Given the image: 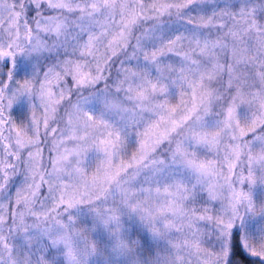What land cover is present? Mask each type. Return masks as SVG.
I'll list each match as a JSON object with an SVG mask.
<instances>
[{
    "label": "snow or ice",
    "instance_id": "obj_1",
    "mask_svg": "<svg viewBox=\"0 0 264 264\" xmlns=\"http://www.w3.org/2000/svg\"><path fill=\"white\" fill-rule=\"evenodd\" d=\"M90 129L109 155L135 149L98 193L63 182V139L44 166L49 136ZM258 183L264 0H0V264H89L78 229L119 227L123 209L180 234L166 264H264L240 214L259 204L264 221Z\"/></svg>",
    "mask_w": 264,
    "mask_h": 264
},
{
    "label": "rangeland",
    "instance_id": "obj_2",
    "mask_svg": "<svg viewBox=\"0 0 264 264\" xmlns=\"http://www.w3.org/2000/svg\"><path fill=\"white\" fill-rule=\"evenodd\" d=\"M19 59V58H18ZM172 103L175 105L178 103V98L174 94ZM37 108L34 110L38 119L41 121L44 118L43 109L39 105L37 100ZM61 116H64V119L59 120L58 124H54V127L60 129H66L67 127V117L64 115V111L61 110ZM16 113L14 112V118ZM51 123V121H50ZM89 137L87 142H84L82 139H71L68 134L61 136L60 132H57L56 135L49 136L47 138L48 143L44 145V166L48 168L49 165L46 159L48 148L52 147L51 142L53 140L63 139V143L60 144L59 153L61 155L66 154L67 159L62 161L61 167L64 169L62 175L64 176V183L67 184L70 189H79L87 190L98 193L101 189H108L109 187H114L115 182H109L108 177L115 176L117 172H120V169L131 160V155L135 151L134 148L121 149L120 151L109 155L105 152L104 148L99 144V138L103 134V130H88ZM40 133L43 136L44 128L41 125ZM78 137L82 136L83 133H78ZM30 136L26 135L25 139H29ZM67 150V152H65ZM111 151V150H110ZM54 157L57 155V152H53ZM200 160L213 159L212 156L207 155L206 153L201 152L199 154ZM80 168L81 171L77 173L76 168ZM51 171V167L48 169ZM71 173V176L68 175ZM120 176H123V172H120ZM119 177H117L118 179ZM257 193L264 194V185L258 183ZM163 202V196L159 200H154L150 203L159 204ZM120 201L119 198L113 202L109 198L106 206L108 207H117ZM217 209L220 208V204L217 203ZM257 213L254 215L251 212H246L245 224L247 227L248 234V243L253 244L260 250L264 249V234L259 231L260 225L264 223L257 219V215L261 208V205L257 204ZM83 216L84 214L78 213ZM150 221L148 219L141 220L139 214L132 212L130 210L123 209L120 212V226L117 227L115 222H113L111 228H100L99 230L93 233L92 229L82 227L78 229L81 232H86L87 240V252L86 256L90 254L89 264H124L123 260L125 257L129 256L128 252L132 251L133 246L137 244L139 246V236L137 233L145 236L146 239L152 242H162L160 248L164 247L163 250L168 251L167 257H169L170 252H174L172 249V243L180 239L181 236L179 233H176L175 230H172L171 233H166L161 230L159 233L154 234L151 231V228L147 227ZM157 228H162V224L159 220L155 222ZM122 229V234H121ZM113 234H115V240H113ZM166 235V238L163 236ZM255 237V241L253 240ZM131 241V242H130ZM162 250V251H163ZM140 264L139 262H136Z\"/></svg>",
    "mask_w": 264,
    "mask_h": 264
},
{
    "label": "trees",
    "instance_id": "obj_3",
    "mask_svg": "<svg viewBox=\"0 0 264 264\" xmlns=\"http://www.w3.org/2000/svg\"><path fill=\"white\" fill-rule=\"evenodd\" d=\"M13 116H14V113H13ZM52 156L54 157L53 152H52ZM45 157L47 159L46 163L51 165L50 164V158H49V152H47V155ZM49 167H51V166H48V169H49ZM240 214L243 217V220L245 222L246 211H245L244 207H241ZM236 223L239 224L240 220H237ZM163 238H166V235H164ZM147 241H148V244L150 245L151 250H152L151 256H148V254L146 253L144 248L139 247L137 244H135V246H133V248H132V251L128 252L129 256L125 257V259L123 260V263L124 264H137L136 262H139L140 264H143L144 260L147 259L149 261V264H155L156 258L158 257L159 258V264H166L167 259H168V257H167L168 251L163 250L164 247L160 248V244L162 242L156 243V242H152L148 239H147Z\"/></svg>",
    "mask_w": 264,
    "mask_h": 264
}]
</instances>
